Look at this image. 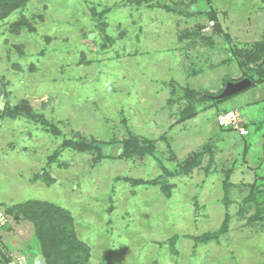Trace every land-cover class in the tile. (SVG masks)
I'll return each mask as SVG.
<instances>
[{"label":"rangeland","instance_id":"374dc122","mask_svg":"<svg viewBox=\"0 0 264 264\" xmlns=\"http://www.w3.org/2000/svg\"><path fill=\"white\" fill-rule=\"evenodd\" d=\"M262 41L260 0H31L0 22L2 102H25L65 138L104 143L108 156L129 135L156 146L153 157L121 161L63 151L47 168L62 138L0 116V248L43 264L32 226L1 208L40 200L70 212L89 264H264V221L249 224L256 206L241 209L250 186L264 188V84L222 103L205 98L242 78L233 51ZM188 105L195 117L180 124ZM227 116L249 134L219 127ZM202 148L190 176L167 177L168 197L117 180L161 178ZM43 168L50 185L32 181ZM228 171L230 231L197 245L224 220Z\"/></svg>","mask_w":264,"mask_h":264},{"label":"trees","instance_id":"16d2710c","mask_svg":"<svg viewBox=\"0 0 264 264\" xmlns=\"http://www.w3.org/2000/svg\"><path fill=\"white\" fill-rule=\"evenodd\" d=\"M30 1L31 0H0V22L7 19L14 12L22 10ZM260 1L264 4V0ZM108 11H110V9H105L98 16L95 12H93L94 17L97 16V18H99L95 21H97V23L99 22L98 27H100L102 30L105 28V23L101 20L104 19L103 15L108 13ZM203 14L212 22H214V25H216L217 28H219L217 15L214 11L208 10ZM196 35L199 36L198 32ZM233 54L237 57V65L243 70V76L239 80L244 78L250 79L252 82L250 88L256 85L264 84V41L258 43L253 51L234 50ZM188 93V91H185L187 96L186 98L192 99L193 92L187 95ZM0 97L2 98L3 96L1 95ZM232 97L233 96L215 103H222L231 99ZM0 116L1 118L8 120L23 118L34 125H39L42 131L46 134L53 137L62 138L61 144L48 157V163L46 164L47 168L50 166V164L52 165L55 163L56 159L60 157L63 151H70L79 154L93 153L95 154V161H101L102 159L121 161L130 159L133 160L135 157H153L156 149L155 143L152 140L129 135L127 139L118 143V147L120 148L119 154L115 156L105 155L102 151V147L105 146L104 143L94 140L87 141L83 139L65 138L60 129L55 124L44 118L42 115L36 113L25 102H21L15 106H10L0 100ZM194 117L195 111L192 109L191 105H188V107L182 111L180 118H178V123H185ZM263 125L264 120L258 126L262 127ZM219 127H227L228 131H237L236 127L231 125H219ZM205 151L206 150L202 148V151L195 153L188 159H185L183 163L179 164L177 166L178 168L174 171H167L163 168L162 170L164 171L165 176L155 180L132 178H118L117 180L129 184L133 188L159 187L160 192L168 197L170 196L173 186L167 182V177L190 176L194 170L200 167ZM229 173L230 171L225 173V179L223 182V188L225 192L222 201L225 205V208L226 205H229L230 203L228 190L232 187V185L228 183ZM32 181H42L46 185H50V183H52L51 177L44 168L40 173L34 174ZM250 189L251 190L248 196H246L244 202L241 203L243 206L241 209L246 211L245 208H250L251 205L256 206V217H252L248 221L249 224H252L258 220L264 221V188L263 186L255 187V185H253L250 186ZM261 205L263 207H261ZM1 208L5 215L11 216L15 219L23 220L32 226L33 237L37 243L38 252L43 260V264H89L91 257L90 249L77 238L76 232L74 230V220L70 212L66 209L50 202H44L40 200H29L9 206L1 205ZM230 219V215L226 208L224 220L219 230L217 232L204 234L200 237H193V241L197 245L220 241V239L228 235L230 231ZM184 238L189 239L187 236H184ZM177 240V238H172L168 240V243L170 246H172L175 242H177Z\"/></svg>","mask_w":264,"mask_h":264},{"label":"built area","instance_id":"2783aa9c","mask_svg":"<svg viewBox=\"0 0 264 264\" xmlns=\"http://www.w3.org/2000/svg\"><path fill=\"white\" fill-rule=\"evenodd\" d=\"M227 119H229L228 123L225 122V120H227ZM219 125L220 126L231 125L233 127L238 126V125H236L235 117L234 118H231V117H228V118L220 117L219 118ZM237 130H238L239 136H246V135L249 134V132L247 130H245L243 127H241V126H239ZM2 218H3V216L0 215V231L7 224L6 221L2 223V220H3ZM0 264H27V261L22 256H18V255L12 254L11 252L0 248Z\"/></svg>","mask_w":264,"mask_h":264},{"label":"water","instance_id":"95a60500","mask_svg":"<svg viewBox=\"0 0 264 264\" xmlns=\"http://www.w3.org/2000/svg\"><path fill=\"white\" fill-rule=\"evenodd\" d=\"M252 85V82L248 78H244L235 83H227L225 89L217 96H205V98L209 101H221L227 99L231 96H234L242 91L247 90Z\"/></svg>","mask_w":264,"mask_h":264}]
</instances>
